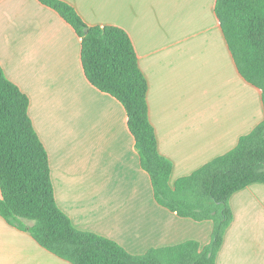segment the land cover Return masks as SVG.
Here are the masks:
<instances>
[{"label":"crops","instance_id":"0c3cea01","mask_svg":"<svg viewBox=\"0 0 264 264\" xmlns=\"http://www.w3.org/2000/svg\"><path fill=\"white\" fill-rule=\"evenodd\" d=\"M89 26L130 37L147 80L148 117L169 183L232 149L264 118L260 89L238 73L213 11L215 0H63ZM80 38L38 0H0V66L29 98L47 152L57 206L81 230L132 254L188 239L212 223L154 200L121 103L84 76ZM232 221L216 264H264V184L229 198ZM0 264H72L0 216Z\"/></svg>","mask_w":264,"mask_h":264},{"label":"trees","instance_id":"16d2710c","mask_svg":"<svg viewBox=\"0 0 264 264\" xmlns=\"http://www.w3.org/2000/svg\"><path fill=\"white\" fill-rule=\"evenodd\" d=\"M80 38L87 81L123 106L141 168L154 200L178 216L212 223L210 240L151 247L132 254L118 242L76 228L57 206L47 152L29 116V98L0 66V216L42 247L72 264H216L232 221L229 198L252 183L264 184V118L227 152L171 185L172 162L157 149L148 117L147 80L127 32L87 25L63 0H38ZM213 11L241 77L260 89L264 110V0H215Z\"/></svg>","mask_w":264,"mask_h":264}]
</instances>
